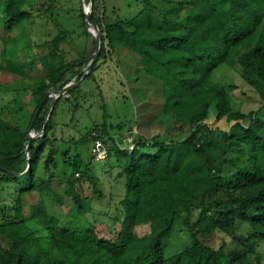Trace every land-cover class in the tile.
I'll return each instance as SVG.
<instances>
[{
  "label": "trees",
  "instance_id": "16d2710c",
  "mask_svg": "<svg viewBox=\"0 0 264 264\" xmlns=\"http://www.w3.org/2000/svg\"><path fill=\"white\" fill-rule=\"evenodd\" d=\"M84 1L102 40L95 62L84 50L68 58L64 29L43 43L46 51L36 58L6 59L30 101L21 105L16 122L0 115V189L14 195L0 221V264H264L255 252L264 241V0H185L160 8L153 21L141 13L109 21L104 11L99 15L100 0ZM39 6L35 14L24 0H0V28L8 34L4 54L16 43L12 33L23 34L34 16L58 24L53 2ZM79 11L89 36L88 15L81 5ZM93 44L95 49L96 39ZM120 48L138 57L139 72L160 82L155 109L171 134L136 137L130 149L123 124L116 126L118 137L111 134L106 90L99 89L103 123L74 144L101 138L109 152L102 160L106 171L116 170L122 186L114 194L101 188L92 150L84 162L51 133L61 104L72 103L74 112L82 108L81 84L105 82L98 76L110 62L119 65ZM36 67L43 75L26 84L27 72ZM246 85L259 98L257 109L246 111L236 99ZM51 93L58 96H47L41 107ZM115 98L128 99L126 88ZM32 132L38 137L27 151ZM30 195L35 201L29 203ZM65 197L72 205L63 224L46 198L60 206ZM110 201L112 234L100 237L94 206ZM143 224L149 233L139 236L135 228ZM240 228L245 231L237 233ZM212 239L215 246L208 244Z\"/></svg>",
  "mask_w": 264,
  "mask_h": 264
},
{
  "label": "rangeland",
  "instance_id": "374dc122",
  "mask_svg": "<svg viewBox=\"0 0 264 264\" xmlns=\"http://www.w3.org/2000/svg\"><path fill=\"white\" fill-rule=\"evenodd\" d=\"M28 8H34V12L40 7L41 2H50L54 4V14L57 25L49 21L44 16L42 18L35 17L31 21L25 23L24 33H12L16 37V45H9L6 54L3 52V41L8 39V34L3 28H0V115L4 119L16 122L19 117V108L21 105L30 101L28 91L22 90L21 80L12 75L6 66V59L14 57L20 61H29L36 58L40 52L46 51L43 43L54 37L59 29L67 30L69 33L68 43L63 45L69 59H75L84 50L86 55L95 56L98 51L94 49L93 40L98 35V30H95L89 23L87 30L89 36L85 35L82 27V18L80 17L79 6H82V11L85 15L91 12L90 4L84 0H24ZM100 0L99 1V15L104 11L105 17L109 21L117 19H131L138 14H142L146 21H153L156 19L160 8L165 11L167 5L174 4L185 5V0ZM81 3V4H80ZM46 5V4H45ZM47 7V6H46ZM45 7V8H46ZM104 8V10H103ZM165 9V10H164ZM35 14H37L35 12ZM33 20V21H32ZM101 49L99 50V55ZM98 55V56H99ZM116 61L119 65L110 62L112 67H108L104 73L99 74V78H104L105 82L97 81L96 85L92 82H85L81 84L80 102L83 104L82 108L74 112L73 105L69 102H63L57 114V125L52 131V137L62 140V145H69V155L76 152L81 153L84 162L89 160L94 140L89 139L75 146L74 142L79 140L84 133L94 126L96 123H103V108L100 96H98L99 89L105 88V103L107 123L111 125V134L115 137L119 136L116 128L117 125L123 124L122 134L125 136V142L128 146L133 145L136 137H143L150 139L154 135L162 137L170 136V124L167 119L158 118V112L155 109L159 104L154 101L155 96L162 97V88L160 82L153 78L146 76L139 72L138 57L120 48L116 54ZM39 67V66H38ZM34 68L27 72L25 83L32 84L37 77L43 75L40 68ZM116 68V69H114ZM82 71L87 72L88 64L83 66ZM97 77V75H96ZM136 79V80H135ZM124 81L126 86H121ZM24 82V81H22ZM76 84L72 81L65 86L62 94ZM127 91L128 99L115 98V95H121L122 92ZM121 91V93H120ZM244 92H238L236 99L242 103L244 110H254L260 105L258 96L247 85L243 88ZM51 97L58 96L56 93L49 94ZM72 99V98H71ZM84 107V108H83ZM19 112V113H18ZM72 119V120H71ZM33 138L38 137V134L31 133ZM59 143V141H58ZM61 145V148H62ZM71 159V157H69ZM95 174L101 180V188L105 193L110 191L114 194L122 193V186L119 181L115 179L116 170L108 173L106 170L110 169L103 161L93 162ZM76 177H79L76 175ZM123 180L121 183L123 184ZM58 191L62 192L63 188L58 187ZM14 195L12 189H0V221L1 218L10 213L13 205ZM35 201V196L30 195L28 202ZM49 212L56 214L65 223V214L69 211L72 201L68 197L64 198V204L58 205L53 200L46 198ZM106 204V202H105ZM114 203L109 202V209L107 206H94L96 216L92 221L97 233L100 237H108L112 234L113 223L111 215H114L112 207ZM108 209V211H107ZM111 209V210H110ZM110 211V212H109ZM91 217V215H90ZM243 228L238 229L237 233H243ZM135 232L139 236L149 233V226L146 224L137 226ZM219 241V240H218ZM217 241L215 239L209 240L208 244L215 246ZM256 254H259L264 260V241H259L255 246Z\"/></svg>",
  "mask_w": 264,
  "mask_h": 264
},
{
  "label": "built area",
  "instance_id": "2783aa9c",
  "mask_svg": "<svg viewBox=\"0 0 264 264\" xmlns=\"http://www.w3.org/2000/svg\"><path fill=\"white\" fill-rule=\"evenodd\" d=\"M130 149L133 148V145L129 146ZM108 147L103 143L101 138H95L92 145V156L94 161L99 162L105 160L108 157ZM79 176V174H76Z\"/></svg>",
  "mask_w": 264,
  "mask_h": 264
},
{
  "label": "water",
  "instance_id": "95a60500",
  "mask_svg": "<svg viewBox=\"0 0 264 264\" xmlns=\"http://www.w3.org/2000/svg\"><path fill=\"white\" fill-rule=\"evenodd\" d=\"M88 19H89V21H90L89 23H91L92 20H91V17L89 16V14H88ZM92 26H93V28H94L95 30H97L96 27H95V24H92ZM98 32H99V31H98ZM96 42H97V46H98V51H97V53H96V55H95L94 62H95L96 59L98 58L99 50H100L101 47H102V40H101L100 33H98V35L96 36ZM47 96H49V94H46V95H45V97H44V99H43V101H42L41 107H42V105H43L45 99L47 98ZM41 107H40L39 110L37 111V114L39 113ZM33 139H34L33 136H30V140H29V145H28L27 151L29 150V148H30V146H31V144H32V142H33Z\"/></svg>",
  "mask_w": 264,
  "mask_h": 264
}]
</instances>
